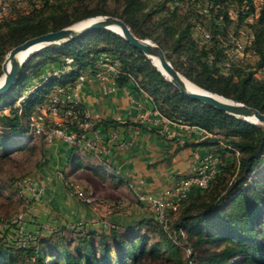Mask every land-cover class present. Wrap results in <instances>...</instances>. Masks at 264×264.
I'll return each mask as SVG.
<instances>
[{"label":"trees","instance_id":"1","mask_svg":"<svg viewBox=\"0 0 264 264\" xmlns=\"http://www.w3.org/2000/svg\"><path fill=\"white\" fill-rule=\"evenodd\" d=\"M36 2L40 5L29 12L0 18V76L4 56L24 41L90 18L112 16L121 19L135 37L157 44L173 68L200 89L264 114V79L256 72L223 66L224 32L232 22H246L254 12L252 0H163L146 13L143 0H118V12ZM197 3L208 9L209 16L196 9ZM180 15L183 21L176 22ZM152 16L161 19L154 22ZM197 24L209 32V40L202 39ZM246 24L253 35L250 56L260 69L264 66V3ZM202 43H208L207 48ZM101 53L119 61V86L135 82V89L147 94L164 118L210 135L197 144L177 143L178 149L215 146L224 153L237 151L238 158L221 166L223 177L208 194L189 197L166 229L151 216L118 227L109 223L107 230L66 226L44 231L23 247L2 235L0 264H264V127L182 96L139 50L112 32L91 31L68 43L47 46L24 63L16 82L0 95V158L10 159L8 155L27 146L32 138L29 117L49 102L53 90L92 68ZM65 58L72 63L65 65ZM79 152L77 146H70L66 167H74ZM107 174L115 177L112 169Z\"/></svg>","mask_w":264,"mask_h":264},{"label":"crops","instance_id":"2","mask_svg":"<svg viewBox=\"0 0 264 264\" xmlns=\"http://www.w3.org/2000/svg\"><path fill=\"white\" fill-rule=\"evenodd\" d=\"M136 102H144V96L135 89L131 82L124 83L122 86L118 84V89L110 94L104 93L102 85L91 77L82 83L79 99L80 107L86 109L91 116L99 117L101 120L94 125L89 134L97 131L100 134L101 143L104 144L108 135L113 131H117V144L114 146L110 144L109 153L104 157H96L80 150L79 159L75 162L73 168H71V165L66 167L70 145L64 148V152L61 153L64 162L60 171L56 172L55 167L51 169V166H49L42 174L40 184L43 186L44 193L42 202L34 207L36 208L34 215L40 216L39 219H45L42 213L46 212L52 215L54 212L57 217L59 213L66 219L69 218L70 214H76L90 220V223L86 225L87 228L101 229L97 222L103 217L106 218L107 214L103 213L104 208L101 205H99L100 209L98 210L91 207L99 203L97 199V202L92 203L97 195L92 199V205L90 206V203L86 206L71 196L70 189L68 190L66 187L65 181L73 180L76 182L78 179H83L84 183L99 182L102 189V186L107 185L105 179L110 181L109 187L117 188V191L124 195L120 200L128 202L130 211L138 215L132 218L131 215L115 214L108 218L109 221H112L111 224L118 227L141 217H151L152 214L146 207L136 201L137 194L159 195L164 190L172 187L178 180L191 174L198 154L202 155L213 150L220 151L215 146L178 149L177 138L167 139L158 131L153 132L143 125L134 123L135 118L138 116ZM145 106L150 107L146 103ZM171 131L176 133L183 143L186 141L197 144L204 139V135L199 131L190 132L187 127L182 125L171 127ZM120 142H124L125 145L120 146ZM84 152L88 156L83 155ZM222 154L224 153L222 152ZM89 156L93 158L90 159ZM82 158L85 162L83 166L79 164ZM96 160L99 162H96V164L90 163V161ZM111 169L115 172L113 178H110L107 174L108 170L111 171ZM62 171L65 172V175L61 173ZM79 175H82V177L78 178ZM64 176L66 178L63 180L61 177ZM113 179H117V184L111 181ZM95 186L98 187V184L96 183ZM126 190H128V193L125 192ZM197 195H199V192L194 191L190 197ZM117 202L120 201L117 200ZM122 211L124 212V210ZM49 219L55 224V227L66 225V221L60 217L56 220L50 217ZM26 221L28 223L25 225L26 232L32 234L44 233V231L38 230L37 226L29 224L33 223L34 220L26 219Z\"/></svg>","mask_w":264,"mask_h":264},{"label":"built area","instance_id":"3","mask_svg":"<svg viewBox=\"0 0 264 264\" xmlns=\"http://www.w3.org/2000/svg\"><path fill=\"white\" fill-rule=\"evenodd\" d=\"M196 9L201 14L209 16L208 9L202 8L199 3L196 4ZM256 12L257 7L254 4V12L246 17V21L250 22L255 17ZM238 13V10L234 11V15H238ZM241 13L244 14V11ZM196 29L201 33L200 35L204 41L210 39L209 32L199 24H197ZM252 40L253 35L248 30L233 34L228 33L226 39H221L224 55L226 56V60L223 63L225 69L231 67L233 60L242 59L250 56V54H254L251 51ZM64 61L65 65L72 63V59L70 58H65ZM58 72L59 69L56 68L54 74H58ZM119 72V61L106 53H101L97 57L94 66L87 68L74 82L64 87H57L52 91L49 102L37 108L29 117V134L34 137L43 138L47 143H52L55 140L64 141L70 146H77L79 150L86 151L96 157L107 156L109 145L112 144L114 146L117 144L118 132H111L104 144L101 143V137L97 131L89 134L94 125L101 120L99 117L91 116L86 109L80 107V89L82 83L91 77L102 85L104 93H113L118 89L117 79ZM256 74H260L261 76H259L264 79V66L258 69ZM132 83L136 88L137 84L135 82ZM141 93L144 96V102H136L138 116L135 118L134 123L143 125L149 130L158 131L167 139L177 138V143L182 144V139L171 131V127L178 126V124L164 118L152 105L151 98L147 94ZM145 103L150 107H146ZM47 113L53 119L51 125L46 121ZM187 128L190 132L194 130L199 131L204 135V138L210 136L198 128ZM124 145V142H120V146ZM233 153L238 158L239 153L237 151ZM221 166L222 161L217 152L207 151L202 155L198 154L195 166L189 177L178 180L172 187L164 190L159 195L137 194L136 201L143 204L159 225L166 229L170 219L180 211L181 206L190 197L191 193L194 191H207L210 188L218 177ZM34 183L32 180H21L16 185L17 196L25 204L40 202L42 200L43 189ZM66 185L78 201L87 205L92 202V199L99 192L98 187L95 185L92 187H81L73 182H68ZM24 220L22 216H17L0 226V233L7 226H17V234L19 233V237L22 238L17 237L14 242L19 247H23L27 242L35 240L36 235H38L28 234L26 228L23 229ZM97 224L101 229L107 230L109 228L106 218L99 219ZM77 226L82 227V224L73 225L72 228ZM185 252L187 256L190 253L188 249Z\"/></svg>","mask_w":264,"mask_h":264},{"label":"rangeland","instance_id":"4","mask_svg":"<svg viewBox=\"0 0 264 264\" xmlns=\"http://www.w3.org/2000/svg\"><path fill=\"white\" fill-rule=\"evenodd\" d=\"M143 1L147 3V6L145 8V13H146V12H150L149 9L152 7V5L158 4L162 2L163 0H143ZM252 2L256 5L257 9L259 10V8L262 7L264 0H252ZM34 3H38V2H36V0H0V18H4L5 16L13 17L16 14L29 12L34 5L36 6L40 5V4H34ZM50 3L51 4L63 3V4H70V5L82 4V6L83 7L86 6L87 9H97L98 8V9H105V10H109L113 12L114 11L118 12L120 8L118 5V0H50ZM182 16L183 15L178 16L176 18V22L183 21ZM157 19L160 20L161 16H158V18L155 16H152V20L154 22H157ZM205 22H207V24L209 23L208 21H205ZM246 22H249V21H246ZM246 22L237 24L235 21L229 24L228 29L224 32L225 39L228 33L233 34L239 31L246 32L248 30L247 28L248 25L246 24ZM202 44H207L206 45V48H207L208 43H202ZM199 45L201 46V42H199ZM5 56H4V59H5ZM231 66H232L231 69H234V68L238 69L242 73L258 71L257 66L255 65V62L252 56L233 60ZM46 67L47 66H45L44 68ZM2 75L0 77H2ZM260 76L258 78H260ZM28 81L25 83H28ZM24 91H26V89H24ZM46 121L50 125L52 124V121H53L52 117L48 113H47ZM67 146H69V144L61 140H55L52 143H47L40 137L32 136V138L28 141L27 146L24 147L23 150L13 152L11 153V155H8V156H12L10 159L0 158V226L7 223L8 220L10 219L16 218L17 216H22V219L23 220L25 219L23 222L24 224L23 229H25L26 228L25 225L28 224L26 219L34 220L33 223H29V224L37 226L38 230H42V231L47 230V231L56 232L59 230V228H63L66 226L70 230V229H73L72 226L76 224H82V227L86 228V225L90 223V220L86 219L84 216H77L76 214H70L69 218L65 219V217L60 215L57 211L56 212L59 215L58 217L57 215H55L54 212L52 215L50 213L45 212V213H42V215L45 216V219L44 218L39 219L40 216L34 215L35 209H36L34 207L37 204H40L42 200L40 202H32L30 204H25L24 201L20 200V198H18L17 196L16 185L21 180H32L38 186H40L41 189H43V186L40 184V179L42 178V174L45 173L46 169L49 166H51V169L55 167L56 172L60 171V169L62 168L63 162H64L63 161L64 159L61 156V153L64 152L65 150L64 148H66ZM218 149L220 150L221 147H219ZM51 150H54V151H51ZM213 152L215 153L217 152L219 154L223 166L232 165V163L236 161L234 154L231 155L230 153H224V152H223L224 154H222L221 151H217V150H213ZM89 157L90 159L93 158L92 156H89ZM96 162H99V161L97 160L90 161L91 164H96ZM84 163H85L84 159L82 158L79 164L83 166ZM63 174L65 175V172ZM221 175H222V172L220 171L218 177L216 178L217 180L214 181V183L210 186V188L207 191H200L199 194L201 195L208 194L209 191L214 188L217 182H219L220 178L223 177V175L222 176ZM80 177H82V175H79L78 178ZM61 178L64 180V177H61ZM229 178H230V175L226 174L225 179L228 181ZM104 181L105 183H107V185L102 186V189L98 185V190L100 188V192L96 194L97 197H95V199L92 202L94 204L95 202L99 200V203L94 206H91L92 205L91 203L90 206L92 208L94 207L95 210L100 209L99 205H101L102 208H104L103 213L107 214L106 220H107L108 225L109 223L111 224L112 222V221H109L108 218L115 214H122L124 216L131 215L130 217L132 218L137 217L138 216L137 213L135 214L134 212L130 211L128 202L120 200V198H123L124 195H122L120 191H117V188L113 189L109 187L108 184L110 183V181L105 180V179ZM111 181H113L114 184H117V179H113ZM68 182H73L81 187L94 186L92 184L84 183L83 179H78L76 182H74L73 180L72 181L70 180ZM125 192L128 193V190H126ZM70 194H71V191H70ZM71 196L74 197L72 194ZM125 198H128V197H125ZM117 200L120 201L119 202L120 204L117 202ZM84 205L87 206V204H84ZM122 210H124V212ZM119 211L122 213H120ZM49 217L54 220L60 217L64 221H66V225L63 227H55V224L51 222ZM16 227H17L16 225L7 226V228H4L3 231L0 233V236L4 235L6 236V239L13 241V242L16 241V238L19 237V233L17 234ZM28 234L32 235V233H28ZM39 234L40 233L38 232V235L36 236H39ZM65 236L67 237V234H65ZM19 238H22V237H19ZM183 242H184V239H183Z\"/></svg>","mask_w":264,"mask_h":264},{"label":"water","instance_id":"5","mask_svg":"<svg viewBox=\"0 0 264 264\" xmlns=\"http://www.w3.org/2000/svg\"><path fill=\"white\" fill-rule=\"evenodd\" d=\"M105 30L122 37L133 48L139 50L145 56L153 67L170 82L178 92L191 100L198 101L215 110L227 115L249 122L253 125L264 127V114L258 110L245 106L244 104L234 102L217 94L200 89L201 92L189 91L181 81L182 76L177 72L171 63L165 57L163 50L149 39H139L133 35L130 28L121 20L112 16H98L90 18L55 32L28 39L20 45L12 48L1 65L2 82L0 83V95L6 93L16 82L17 77L24 63L37 51L50 46L61 45L73 41L91 31ZM31 50L27 56H19L21 52ZM158 63L156 67L153 62Z\"/></svg>","mask_w":264,"mask_h":264},{"label":"bare ground","instance_id":"6","mask_svg":"<svg viewBox=\"0 0 264 264\" xmlns=\"http://www.w3.org/2000/svg\"><path fill=\"white\" fill-rule=\"evenodd\" d=\"M30 52H32L30 49L25 51V52H21L19 53V56H27ZM153 64L158 67V63L154 60ZM2 77H0V83L2 82ZM181 81L184 84L185 88H187L189 91H193V92H201L200 88L197 87L196 85H194L193 83H191L190 81H188L185 77H181Z\"/></svg>","mask_w":264,"mask_h":264}]
</instances>
